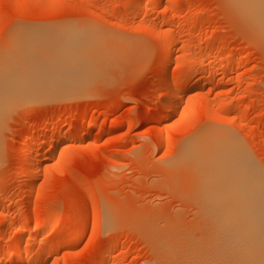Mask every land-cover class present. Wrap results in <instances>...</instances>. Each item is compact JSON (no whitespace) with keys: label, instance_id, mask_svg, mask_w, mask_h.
Masks as SVG:
<instances>
[{"label":"rangeland","instance_id":"374dc122","mask_svg":"<svg viewBox=\"0 0 264 264\" xmlns=\"http://www.w3.org/2000/svg\"><path fill=\"white\" fill-rule=\"evenodd\" d=\"M16 1L13 5L12 0H0V51L14 27L86 25L119 38L118 43L125 39L140 42L146 56L141 64L133 63L130 53L117 46L89 92L60 97L46 93L39 78L25 66L28 57L21 58L24 66L16 72V84L6 85L0 95V220L7 221L0 226V255L11 252L21 227L30 229L65 218L86 226L73 246L67 248V236L55 237L59 226L32 236L30 246L18 252L34 249L43 254L45 247L40 243L46 237L48 245L58 249L49 254L46 264H165L130 223L104 231V200L119 201L148 215L163 211L172 223L181 217L187 226L194 224L196 211L200 214L197 195H179L163 183L160 168L207 128H222L234 135L260 166L258 47L227 19L218 0H150L145 10L136 7L147 0ZM148 25L158 33L152 35ZM164 30L177 32V37L169 67L161 72ZM224 55L239 57L241 65H229L230 73L222 76L217 74L220 65L215 64L190 77V84L205 83L188 90L179 107V113L184 108L191 111L190 122L183 123L179 113L167 121L154 120L161 112V92L178 70L189 73L188 65ZM205 103L212 111L231 104L245 113L236 115L231 108L233 119L219 121L202 111ZM92 120L108 133L98 134V128H92L90 138L77 139ZM56 131H67L70 136L49 160L41 161L39 148L49 138L59 137ZM31 132L34 153L22 160L21 145ZM30 167L38 176L35 188L40 195L34 193L33 199L26 190ZM118 240L122 242L117 244Z\"/></svg>","mask_w":264,"mask_h":264},{"label":"bare ground","instance_id":"6f19581e","mask_svg":"<svg viewBox=\"0 0 264 264\" xmlns=\"http://www.w3.org/2000/svg\"><path fill=\"white\" fill-rule=\"evenodd\" d=\"M218 2L227 19L258 47L257 0ZM16 3V0H12L13 5ZM149 7L150 0H147L136 8L145 10ZM148 30L152 35L158 33L152 25ZM161 35L163 42L159 66L161 72H165L169 67L177 32L164 30ZM116 39L119 38L86 25L37 30L14 27L6 35L0 51V95L6 92V85L16 84L19 75L16 72L24 66L20 64L23 56L29 59L25 66L30 67L39 78L42 89L49 95L60 97L87 93L117 46L120 51L130 53L133 63L141 64L145 60L146 49L140 42L125 39L118 43ZM215 64L220 65L217 74L224 76L230 73L228 66L241 65V59L226 55L210 57L202 60L200 65H188L189 73L178 70L161 92V112L154 120L167 121L178 115L187 91L205 86L201 81L190 84V77ZM201 108L219 121L233 119L229 116L231 108L236 111V115L245 113V109L234 108L231 104L222 105L215 111L211 110L208 103ZM190 113L188 108H184L179 113L180 120L183 123L190 122ZM85 115L86 112L81 113V116ZM92 128H98V134L108 133L104 126L92 120L85 125L77 139L90 138ZM56 134L59 137L49 138L39 148L43 155L41 161L49 160L56 153L57 146L70 136L67 131H56ZM21 148L24 151L22 160L31 158L35 149L34 132L28 135L27 143L22 144ZM28 169L26 190L33 199L34 193L36 197L40 196L39 190L35 188L38 176L31 167ZM160 170L163 183L175 188L179 195H197L200 214L196 211L195 223L187 226L181 217L172 223L163 211L158 215H148L106 198L105 232L118 223H130L142 232L165 264H262L260 166L239 139L222 128L204 129L194 139L185 142L180 153ZM47 175L44 174V179L48 178ZM101 194L108 195L104 192ZM6 222V219H1L0 226ZM53 230L55 237L67 236L69 248L83 235L86 226L76 225L65 218H55L46 225L30 229L21 227L18 239L10 245L11 252L0 255V264L11 261L14 264L22 261L46 264L49 254L58 250L55 245H48L46 237L40 243L41 248L45 247L43 254L34 249L18 251L30 246L32 236L44 235ZM25 236H28L27 240ZM121 242L118 240L117 244ZM15 252L18 253L13 257Z\"/></svg>","mask_w":264,"mask_h":264}]
</instances>
